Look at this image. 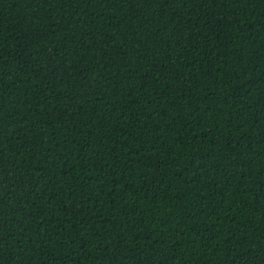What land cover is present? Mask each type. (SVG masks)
Listing matches in <instances>:
<instances>
[{
  "label": "trees",
  "instance_id": "obj_1",
  "mask_svg": "<svg viewBox=\"0 0 264 264\" xmlns=\"http://www.w3.org/2000/svg\"><path fill=\"white\" fill-rule=\"evenodd\" d=\"M0 264H264V0H0Z\"/></svg>",
  "mask_w": 264,
  "mask_h": 264
}]
</instances>
